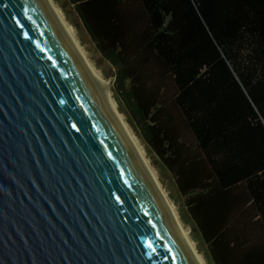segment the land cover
Returning <instances> with one entry per match:
<instances>
[{
    "label": "water",
    "instance_id": "1",
    "mask_svg": "<svg viewBox=\"0 0 264 264\" xmlns=\"http://www.w3.org/2000/svg\"><path fill=\"white\" fill-rule=\"evenodd\" d=\"M0 264H206L59 0H0Z\"/></svg>",
    "mask_w": 264,
    "mask_h": 264
},
{
    "label": "trees",
    "instance_id": "2",
    "mask_svg": "<svg viewBox=\"0 0 264 264\" xmlns=\"http://www.w3.org/2000/svg\"><path fill=\"white\" fill-rule=\"evenodd\" d=\"M69 1L211 264H264V0Z\"/></svg>",
    "mask_w": 264,
    "mask_h": 264
},
{
    "label": "rangeland",
    "instance_id": "3",
    "mask_svg": "<svg viewBox=\"0 0 264 264\" xmlns=\"http://www.w3.org/2000/svg\"><path fill=\"white\" fill-rule=\"evenodd\" d=\"M60 8L62 12L65 15V18L73 28V31L77 38L80 40L82 46L84 47L85 51L90 56L91 60L95 63L96 67L103 73L104 76H106L111 81V86L113 82L115 81V71L113 70V66L103 57L101 52L99 51L97 45L95 42L91 39L90 34L82 24L81 19L78 16V13L75 9V6L73 3H71L69 0H59ZM113 90V88H112ZM114 93V90H113ZM115 96V94H114ZM116 98V96H115ZM117 100V99H116ZM118 103V101H117ZM119 105V104H118ZM119 107V106H118ZM126 119L127 115L126 113L122 112ZM128 120V119H127ZM129 124L131 125L132 129L137 134L138 138L140 139L142 145L145 148L146 155L150 159L152 165L157 171V174L159 178L161 179L164 188L167 190L169 196L172 198L176 209L178 210V213L184 223L185 228L189 231V234L193 241L196 244L197 249L200 251V253L204 256L207 264H211V261L209 260L208 255V249L206 246V243L198 236L195 231L193 230L192 224L185 221V215L187 212V207L185 206L184 199L182 196L179 195L178 191L174 189V183L171 177H169L166 173H163L158 166L154 163L152 156L150 155V152L146 148V145L142 138L138 135L137 131L133 127V125L128 120Z\"/></svg>",
    "mask_w": 264,
    "mask_h": 264
},
{
    "label": "bare ground",
    "instance_id": "4",
    "mask_svg": "<svg viewBox=\"0 0 264 264\" xmlns=\"http://www.w3.org/2000/svg\"><path fill=\"white\" fill-rule=\"evenodd\" d=\"M64 14V13H63ZM65 16V15H64ZM69 23V22H68ZM71 26V25H70ZM71 29H72V32H73V34L75 35V33H74V31H73V28L71 27ZM76 36V35H75ZM76 38H77V36H76ZM78 39V38H77ZM78 41L80 42V40L78 39ZM80 44H81V42H80ZM81 46H82V44H81ZM83 47V46H82ZM83 49H84V47H83ZM85 50V49H84ZM93 62V61H92ZM93 65H94V67L101 73V74H103L97 67H96V65H95V63L93 62ZM109 80V83H110V93H111V95H112V97L114 98V100H115V102H116V104H117V106H118V103H117V101H116V99H115V97H114V94H113V90H112V86H111V81H110V79H108ZM125 116V115H124ZM125 119H126V117H125ZM126 121H127V123L129 124V122H128V120L126 119ZM130 125V124H129ZM130 127H131V125H130ZM132 128V127H131ZM134 131V130H133ZM134 133H135V131H134ZM135 135H136V137H137V139L140 141V139L138 138V136H137V134L135 133ZM141 142V141H140ZM142 144V143H141ZM143 148H144V146H143ZM144 151H145V148H144ZM145 153H146V151H145ZM150 160V159H149ZM153 166V165H152ZM153 168H154V166H153ZM154 170H155V172L157 173V171H156V169L154 168ZM165 189V188H164ZM165 191H166V193L168 194V192H167V190L165 189ZM169 195V194H168ZM175 205V204H174ZM176 207V206H175ZM177 210V209H176ZM177 213H178V210H177ZM178 215H179V213H178ZM179 217H180V215H179ZM180 219H181V217H180ZM181 221H182V219H181ZM182 223H183V221H182ZM183 225H184V223H183ZM185 227V226H184ZM187 230V229H186ZM188 231V230H187ZM188 233H189V231H188ZM190 235V234H189ZM191 237V236H190ZM192 239V238H191ZM192 241H193V239H192ZM193 243L195 244V242L193 241ZM195 247H196V244H195ZM196 249H197V247H196ZM197 251H198V253L200 254V256L202 257V259L204 260V262L207 264V262H206V260H205V258H204V256L200 253V251L197 249Z\"/></svg>",
    "mask_w": 264,
    "mask_h": 264
}]
</instances>
